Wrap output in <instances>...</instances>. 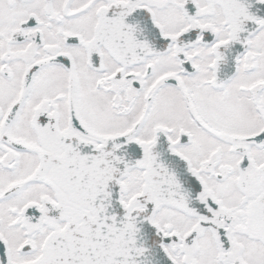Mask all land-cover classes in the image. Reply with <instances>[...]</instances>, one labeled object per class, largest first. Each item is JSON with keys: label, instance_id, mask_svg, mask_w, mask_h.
Here are the masks:
<instances>
[{"label": "snow or ice", "instance_id": "obj_1", "mask_svg": "<svg viewBox=\"0 0 264 264\" xmlns=\"http://www.w3.org/2000/svg\"><path fill=\"white\" fill-rule=\"evenodd\" d=\"M0 264H264V0H0Z\"/></svg>", "mask_w": 264, "mask_h": 264}]
</instances>
